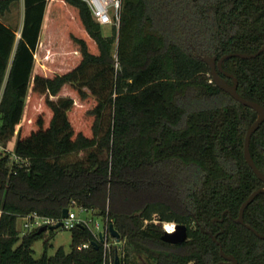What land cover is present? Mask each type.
Listing matches in <instances>:
<instances>
[{
	"label": "trees",
	"instance_id": "obj_1",
	"mask_svg": "<svg viewBox=\"0 0 264 264\" xmlns=\"http://www.w3.org/2000/svg\"><path fill=\"white\" fill-rule=\"evenodd\" d=\"M17 1L0 0V13ZM263 44L264 0H123L110 35L84 0H24L19 38L0 20V147L20 158L0 152V264H217L220 246L204 229L238 264H264V238L249 228L264 235V193L236 221L264 186L244 157L258 113L196 55ZM223 68L264 106V51ZM250 151L264 173V121ZM73 207L119 231L110 263L87 227L70 230V250L49 255L44 240L40 258L33 244L45 232L20 235V217ZM164 223L186 224L188 238L164 241Z\"/></svg>",
	"mask_w": 264,
	"mask_h": 264
},
{
	"label": "water",
	"instance_id": "obj_2",
	"mask_svg": "<svg viewBox=\"0 0 264 264\" xmlns=\"http://www.w3.org/2000/svg\"><path fill=\"white\" fill-rule=\"evenodd\" d=\"M264 51V44L263 46L256 52L254 53H246V52H234V53H227L221 56L217 60L216 55H209V54H200L198 55L202 60H204L211 68V75H212V80L223 90L227 91L231 96L236 99L237 101L241 102L242 104L246 106H250L253 109H255L258 113L257 119L254 121L253 124H251L247 130L246 136H245V141H244V157L247 161V163L251 166L255 174L264 182V173L258 168L256 165L254 158L251 154L250 151V140L253 135V133L259 128L261 123L264 121V106L252 99H248L243 97L239 92H238V79L237 77L226 71L223 68V62L228 58L232 56H239L243 58H252L258 56L260 53ZM225 74L231 78H233V83H229L225 77L221 74ZM261 193H264V186L260 187L256 190H254L249 197L243 202V204L240 207L238 217L236 218L237 222H240L242 224H245L244 220V212L245 209L249 206V204ZM69 214V208H65L63 210V217H67ZM217 219V218H216ZM215 219V220H216ZM249 226V225H248ZM61 227V223H58L57 225H52V226H47L43 225L39 228L38 233L46 232L49 230H55L57 228ZM175 229L173 231H169L166 228L164 229V233L162 235V239L164 241L170 242V243H180L184 242L188 238V227L186 224H175ZM249 228L259 237L264 238V235L261 234L259 231H257L255 228L252 226H249ZM109 229L111 232V235L119 239L120 238V233L119 231L114 227L113 224L109 225ZM204 232L208 233L211 235L213 240L217 242V244L220 246V252L221 255L223 256L224 260L219 261L217 264H238L237 258L232 255V254H227L221 242L217 239V235L213 234L210 230L204 229ZM100 238L103 239V233L100 232ZM115 264H119L118 259L116 258Z\"/></svg>",
	"mask_w": 264,
	"mask_h": 264
},
{
	"label": "built area",
	"instance_id": "obj_3",
	"mask_svg": "<svg viewBox=\"0 0 264 264\" xmlns=\"http://www.w3.org/2000/svg\"><path fill=\"white\" fill-rule=\"evenodd\" d=\"M87 5L89 6L92 16L95 21H97L102 26L104 25H112L114 24L119 28L121 23V15H122V7H123V0H84ZM4 93V86L0 89V104L2 101ZM2 123L1 113H0V125ZM1 148H3L1 146ZM11 152L13 155V159L16 161H20L12 151L6 150L5 148L3 151L0 152ZM77 208L80 210L79 212H89L88 210L81 208V207H73L69 209V214L67 217L55 218L51 216L41 215L37 212H32L28 215L20 217L22 221V229L20 230L22 235L27 234L33 230L39 229L43 225L52 226L61 223V227L63 229L71 230L76 226H83L89 228L95 238L103 243L104 246V253H105V260L107 262L108 259L111 258V238H114L110 231L109 225L106 223L104 230H100V225L98 223L95 224V227L91 226L92 219L88 220L82 218L80 214L76 211ZM174 227H175V223ZM175 229V228H174ZM100 232L103 233V239L100 238ZM89 243H84L80 245L79 248H87L89 247ZM111 262V261H110Z\"/></svg>",
	"mask_w": 264,
	"mask_h": 264
},
{
	"label": "rangeland",
	"instance_id": "obj_4",
	"mask_svg": "<svg viewBox=\"0 0 264 264\" xmlns=\"http://www.w3.org/2000/svg\"><path fill=\"white\" fill-rule=\"evenodd\" d=\"M23 17H24V1L19 0L15 2L8 11H6L4 14L0 13V19L10 25L13 29L17 31V37H20V31L23 24ZM115 25H104L103 26V32L105 35H110L112 33V28ZM118 28V27H117ZM117 43H115L114 47V57L117 59ZM194 53V52H193ZM196 55H200V53H196ZM203 55V54H202ZM116 68H119V62L116 61ZM5 147L1 148L0 151H3ZM7 150V148H5ZM82 218L85 219H92L91 226L95 227V224L98 223L100 225V230H104L105 224L107 223V219L105 216L100 215L97 211H89V212H79L80 210L77 208L76 210ZM22 221L19 218L18 220V229L19 231L22 229ZM163 228L165 229V223L163 224ZM20 235L22 236V233L20 231ZM49 239L52 246L48 249V254L53 255L56 250L63 246L66 250H70L71 247V241H72V233L70 230L63 229V228H57L55 229L54 233H50L49 231L45 232V235L43 238H40L36 240L33 244V249L35 251L34 256L36 258H40L41 255L44 252V240ZM112 248L116 246H121L123 242H115L111 239ZM112 259H108L109 263Z\"/></svg>",
	"mask_w": 264,
	"mask_h": 264
},
{
	"label": "bare ground",
	"instance_id": "obj_5",
	"mask_svg": "<svg viewBox=\"0 0 264 264\" xmlns=\"http://www.w3.org/2000/svg\"><path fill=\"white\" fill-rule=\"evenodd\" d=\"M165 228L169 231L174 230V224L173 223H165Z\"/></svg>",
	"mask_w": 264,
	"mask_h": 264
},
{
	"label": "crops",
	"instance_id": "obj_6",
	"mask_svg": "<svg viewBox=\"0 0 264 264\" xmlns=\"http://www.w3.org/2000/svg\"><path fill=\"white\" fill-rule=\"evenodd\" d=\"M24 1V0H23ZM23 19H24V17H23ZM1 20V19H0ZM2 21V20H1ZM3 22V21H2ZM5 23V22H4ZM5 24H7V23H5ZM8 25V24H7ZM23 25V24H22ZM8 26H10V25H8ZM11 27V26H10Z\"/></svg>",
	"mask_w": 264,
	"mask_h": 264
}]
</instances>
